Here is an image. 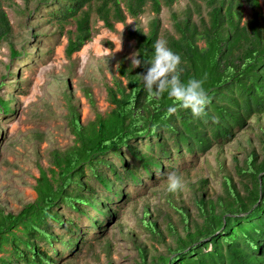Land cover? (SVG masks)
Returning a JSON list of instances; mask_svg holds the SVG:
<instances>
[{
  "label": "trees",
  "instance_id": "obj_1",
  "mask_svg": "<svg viewBox=\"0 0 264 264\" xmlns=\"http://www.w3.org/2000/svg\"><path fill=\"white\" fill-rule=\"evenodd\" d=\"M3 1L0 43L11 32ZM177 1L52 0L51 14L60 24L76 22V38L68 48L72 55L91 40L93 7L106 26L113 28V22H124L125 11L138 18L150 3L159 14L162 6L171 8ZM202 1L208 8L206 16L194 2V9L188 8L183 18L174 16L178 36H170L167 42L181 57L182 79L204 80L211 98L207 115L197 119L187 109L167 115L172 101L166 94L160 99L148 97L139 76L145 68H120L127 85L117 82L107 89L111 110L96 113L87 125L74 119V143L53 153L52 167L40 169L34 187L37 199L16 215L0 214V253L5 254L0 264H55L59 251L54 245L59 237L54 228L71 233L78 227L65 219L62 209L83 217L88 209L99 215V194H107V200L120 198L124 183L139 184L162 168L159 157L172 162L205 152L214 141L230 140L236 128L243 129L248 119L264 113V12L260 1ZM244 5L253 12L248 21H244ZM134 36L138 57L150 64L153 45L159 39V21L154 20L147 33L139 30ZM17 55L13 51V57ZM0 105L10 112L7 102L0 99ZM128 155L134 164L126 161ZM237 175L241 178L238 185L232 178L225 180L224 192L216 200L203 196L197 201L202 222L187 229L176 247L168 248V255L150 263L144 255L139 264H264V160L259 161L253 151L245 166L237 167ZM148 228L155 233L157 224L149 223ZM77 240L63 243L74 247Z\"/></svg>",
  "mask_w": 264,
  "mask_h": 264
},
{
  "label": "rangeland",
  "instance_id": "obj_2",
  "mask_svg": "<svg viewBox=\"0 0 264 264\" xmlns=\"http://www.w3.org/2000/svg\"><path fill=\"white\" fill-rule=\"evenodd\" d=\"M259 1L264 12V0ZM51 2L2 3L11 32L0 43V99L10 107L8 113L0 105V214L16 215L37 199L34 187L40 169L52 167L53 153L74 143V119L87 125L96 113L104 115L111 110L107 89L117 82L127 85L120 68L132 66L130 57L138 56L135 32L147 33L158 20L159 39L167 41L178 36L174 16L183 18L188 8L194 9V2L201 6L202 16L208 12L202 0H178L171 8L162 6L159 14L148 3L138 18L125 11L124 22H113L109 28L93 7L91 40L69 55L77 24L73 20L57 22ZM243 10L244 21L250 20L252 10L247 5ZM198 16L194 12V19ZM13 51L18 53L16 57ZM253 151L259 161L264 160V113L248 119L243 129L236 128L230 140L214 141L205 152L178 159L173 156L172 162L159 157L162 168L151 178L141 177L139 184L124 183L120 198L107 200V194H99V215L88 209L83 217L62 209L65 219L78 227L71 233L54 228L59 237L54 245L59 251L55 264H139L144 255L148 263L168 255V248H175L187 229L202 222L197 201L203 196L216 200L229 178L236 184L241 181L237 167H244ZM126 161L135 163L129 155ZM173 170L183 184L182 190L174 193L168 191L166 182L167 173ZM96 222L100 225L95 227ZM149 223L157 224L155 233L149 230ZM75 239L76 246L64 245ZM47 249L51 251V247ZM4 255L0 253V258Z\"/></svg>",
  "mask_w": 264,
  "mask_h": 264
},
{
  "label": "clouds",
  "instance_id": "obj_3",
  "mask_svg": "<svg viewBox=\"0 0 264 264\" xmlns=\"http://www.w3.org/2000/svg\"><path fill=\"white\" fill-rule=\"evenodd\" d=\"M153 49L154 56L150 64L136 53L130 57L133 68H145V72L139 76L148 97L160 99L166 94L172 101L166 110L167 115L178 109H187L194 118H204L211 103L204 80L195 77L182 79L181 57L168 46L166 40L158 39ZM166 182L169 192L174 193L183 188L181 176L176 170L167 173Z\"/></svg>",
  "mask_w": 264,
  "mask_h": 264
},
{
  "label": "bare ground",
  "instance_id": "obj_4",
  "mask_svg": "<svg viewBox=\"0 0 264 264\" xmlns=\"http://www.w3.org/2000/svg\"><path fill=\"white\" fill-rule=\"evenodd\" d=\"M97 50H99V49L97 48Z\"/></svg>",
  "mask_w": 264,
  "mask_h": 264
}]
</instances>
